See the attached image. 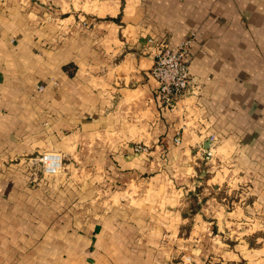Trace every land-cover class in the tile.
<instances>
[{
    "label": "crops",
    "instance_id": "obj_1",
    "mask_svg": "<svg viewBox=\"0 0 264 264\" xmlns=\"http://www.w3.org/2000/svg\"><path fill=\"white\" fill-rule=\"evenodd\" d=\"M190 37L170 109L154 57ZM216 256L264 264V0H0V264Z\"/></svg>",
    "mask_w": 264,
    "mask_h": 264
},
{
    "label": "built area",
    "instance_id": "obj_2",
    "mask_svg": "<svg viewBox=\"0 0 264 264\" xmlns=\"http://www.w3.org/2000/svg\"><path fill=\"white\" fill-rule=\"evenodd\" d=\"M151 42L153 40L150 39ZM193 38H186L177 47H172L169 43H164L161 50L155 54L152 75L158 82V92L165 100L170 109L176 105V101L184 94L196 87L194 78L190 75L189 61ZM211 141L215 140L211 136ZM176 137V143H180ZM135 152H149V146L137 143L134 146ZM37 161L42 166L45 173L55 174L63 168V158L61 154L45 153Z\"/></svg>",
    "mask_w": 264,
    "mask_h": 264
},
{
    "label": "rangeland",
    "instance_id": "obj_3",
    "mask_svg": "<svg viewBox=\"0 0 264 264\" xmlns=\"http://www.w3.org/2000/svg\"><path fill=\"white\" fill-rule=\"evenodd\" d=\"M66 172V166L63 165V168L61 169L60 174H64ZM70 176V177H69ZM67 178L68 179H74L72 175H69ZM243 193V192H242ZM215 196L218 199H222L223 197H226L227 199H225V203H226V208L227 209H231L233 210V207H237V202L239 201V196L237 194H232V196H229L227 194L224 193H219V194H215ZM250 208H248L247 211H249ZM253 211V210H252ZM233 235V234H232ZM247 242L250 244V246L253 247H257V246H262L263 243L259 242L257 239L255 240L254 238H252V236H249L247 239ZM186 260L188 263H190L192 261V257L191 256H187ZM204 264H236L235 262H227L225 260H223L221 257L216 256L215 258H209V260H207L206 262H204ZM254 264V263H251Z\"/></svg>",
    "mask_w": 264,
    "mask_h": 264
}]
</instances>
